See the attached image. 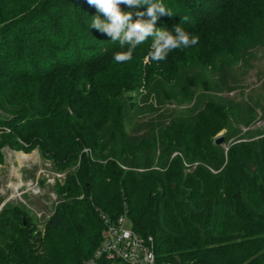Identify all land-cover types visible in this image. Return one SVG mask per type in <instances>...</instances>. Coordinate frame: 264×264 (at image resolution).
<instances>
[{
	"label": "trees",
	"instance_id": "obj_1",
	"mask_svg": "<svg viewBox=\"0 0 264 264\" xmlns=\"http://www.w3.org/2000/svg\"><path fill=\"white\" fill-rule=\"evenodd\" d=\"M161 2L172 15L156 27L180 24L198 43L156 62L149 37L117 63L126 47L90 27L98 13L87 0H0V121L10 129H0V149L18 134L60 169L74 167L41 232L19 208L0 211V264H85L102 214H126L151 235L158 262L264 264V136L226 155L212 139L230 112L247 126L255 109L205 92L221 81L208 66L261 35L264 0ZM120 7L150 19L144 5ZM142 88L139 104L128 93ZM148 96L193 102L171 117Z\"/></svg>",
	"mask_w": 264,
	"mask_h": 264
},
{
	"label": "rangeland",
	"instance_id": "obj_2",
	"mask_svg": "<svg viewBox=\"0 0 264 264\" xmlns=\"http://www.w3.org/2000/svg\"><path fill=\"white\" fill-rule=\"evenodd\" d=\"M261 30L262 32H259L261 35L256 38L247 39L245 37L236 51L228 49V55L223 56V64L211 63L212 68L208 66V74L220 75L221 81L216 87L209 86L205 90L206 93L227 96L240 104L249 103L255 109V117L249 125L239 123L236 120L237 115L230 112L227 116L229 120L227 127L212 135L213 140L219 136L223 137L219 146L225 155L228 149L236 143L257 140L264 136V114L262 113L264 106V26ZM220 65H222L221 68ZM139 91L141 94L135 91L128 94L135 96L134 101L140 104L145 100L146 95L142 94L146 92L143 88ZM197 91V93L201 92ZM154 96L147 98L157 107V99H154ZM201 101H205V98ZM192 102L193 100L189 99L183 102L171 99L165 101L163 105H158L157 108L168 115L170 113L171 117H176L184 114L185 108L189 107ZM0 113H2L1 110ZM7 126L8 124L3 125L0 121V129L4 128L6 133H10L9 126ZM12 135L13 140L16 141L15 144L13 146L5 144L0 149V211L4 208H19L33 224L34 234H37L43 230L45 221L62 200L56 192L57 185L64 183L66 174L74 167L60 169L51 158L42 155L38 147L29 148V145L18 134L14 136L12 133ZM84 152L89 153V150L84 148ZM194 166L195 163L192 167Z\"/></svg>",
	"mask_w": 264,
	"mask_h": 264
},
{
	"label": "clouds",
	"instance_id": "obj_3",
	"mask_svg": "<svg viewBox=\"0 0 264 264\" xmlns=\"http://www.w3.org/2000/svg\"><path fill=\"white\" fill-rule=\"evenodd\" d=\"M87 3L95 7L98 13L92 17L90 27L106 34L111 41L118 42L122 49L126 47V51L114 53L113 58L117 63L130 61L135 49L149 37L152 38V43L148 55L156 62L165 60L175 49L187 48L198 43L199 38L189 34L180 24L174 26L172 30L156 27V21L160 16L172 15L161 0H87ZM122 4L130 8L146 6V15L150 19L133 20V12L123 11L120 7ZM135 15L143 17L145 13L137 12Z\"/></svg>",
	"mask_w": 264,
	"mask_h": 264
},
{
	"label": "built area",
	"instance_id": "obj_4",
	"mask_svg": "<svg viewBox=\"0 0 264 264\" xmlns=\"http://www.w3.org/2000/svg\"><path fill=\"white\" fill-rule=\"evenodd\" d=\"M101 220L103 227L100 233V243L93 256L85 264H94L96 259L100 258L125 264H175L157 261L153 237L134 231L126 214L116 219H110L102 214ZM184 264L195 263L186 262Z\"/></svg>",
	"mask_w": 264,
	"mask_h": 264
},
{
	"label": "water",
	"instance_id": "obj_5",
	"mask_svg": "<svg viewBox=\"0 0 264 264\" xmlns=\"http://www.w3.org/2000/svg\"><path fill=\"white\" fill-rule=\"evenodd\" d=\"M223 141V137L222 136H219V137H216L214 139V143L217 144V145H220Z\"/></svg>",
	"mask_w": 264,
	"mask_h": 264
}]
</instances>
